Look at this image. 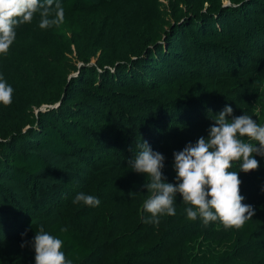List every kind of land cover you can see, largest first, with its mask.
<instances>
[{
    "label": "trees",
    "instance_id": "1",
    "mask_svg": "<svg viewBox=\"0 0 264 264\" xmlns=\"http://www.w3.org/2000/svg\"><path fill=\"white\" fill-rule=\"evenodd\" d=\"M56 3L63 23L40 28L37 12L0 54L13 89L0 104V264H35L40 226L72 264H264V156L229 169L255 211L240 229L189 220L179 193L176 215L146 223L149 177L128 163L147 142L175 185L173 154L207 138L225 106L228 119L264 113V0ZM81 192L99 206L73 203Z\"/></svg>",
    "mask_w": 264,
    "mask_h": 264
},
{
    "label": "clouds",
    "instance_id": "2",
    "mask_svg": "<svg viewBox=\"0 0 264 264\" xmlns=\"http://www.w3.org/2000/svg\"><path fill=\"white\" fill-rule=\"evenodd\" d=\"M54 0H0V54L7 53L15 40V27L30 23L34 14L40 13L39 27L59 25L64 20V10ZM54 18L49 19L50 15ZM13 89L0 77V104L12 103ZM230 106L217 115L215 123L208 130V137L201 136L195 144L174 153V170L177 184L164 182L162 173L165 157L154 152L147 142H143L138 154L128 161L133 171L149 177L145 184L151 193L144 202V211L151 214L146 223L159 224L161 215H176L174 200L176 194L190 205L185 209L189 220L202 219L205 226L219 222L225 229H240L255 216L253 206L243 203L240 194L242 181L237 171H230L233 163H239V171L248 173L259 167L254 155L264 156V126L251 116H231ZM246 138V139H245ZM259 145V146H257ZM131 194V193H130ZM73 203L95 207L100 200L83 192L78 193ZM31 245L35 251V264H72L61 251V239L44 231L40 226ZM22 247L24 245H21Z\"/></svg>",
    "mask_w": 264,
    "mask_h": 264
},
{
    "label": "rangeland",
    "instance_id": "3",
    "mask_svg": "<svg viewBox=\"0 0 264 264\" xmlns=\"http://www.w3.org/2000/svg\"><path fill=\"white\" fill-rule=\"evenodd\" d=\"M225 2L227 3L228 0H225ZM264 96V81L262 83V85L260 86V88L258 89V91L256 92V100L254 102V105L257 106L260 102L261 97ZM46 104H40L39 107L45 106ZM35 110V108H34ZM253 119L256 120V122L258 124H260L261 126H264V113L261 111V108L259 106H257L255 108L254 111V116ZM45 157H47V159L50 161V165L52 166V170H54L55 166L61 165L62 161L57 159L54 156L51 155H46ZM10 189H11V193L13 195H15L16 193H18V190L20 187H18L15 184H8ZM0 201L3 202V200L0 198ZM114 256V255H113ZM108 260H106L107 263H110L112 259H114V257L108 256V258H106Z\"/></svg>",
    "mask_w": 264,
    "mask_h": 264
},
{
    "label": "water",
    "instance_id": "4",
    "mask_svg": "<svg viewBox=\"0 0 264 264\" xmlns=\"http://www.w3.org/2000/svg\"><path fill=\"white\" fill-rule=\"evenodd\" d=\"M251 172V171H250Z\"/></svg>",
    "mask_w": 264,
    "mask_h": 264
}]
</instances>
